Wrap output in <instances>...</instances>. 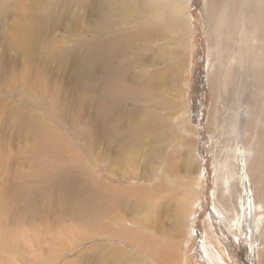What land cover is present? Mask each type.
<instances>
[{
	"label": "rangeland",
	"instance_id": "rangeland-1",
	"mask_svg": "<svg viewBox=\"0 0 264 264\" xmlns=\"http://www.w3.org/2000/svg\"><path fill=\"white\" fill-rule=\"evenodd\" d=\"M94 1L0 0V264H259L261 208L239 222L216 207L210 111L226 87L222 78L210 85L204 0H192L198 38L181 98L202 185L187 183L186 166L170 181L153 160L161 145L145 121L178 129V115L142 95L140 66L123 72L115 92V66L97 80L80 69L98 40L127 34L121 22L99 28ZM134 55L112 53L122 67ZM147 231L180 243L173 262L143 243Z\"/></svg>",
	"mask_w": 264,
	"mask_h": 264
},
{
	"label": "bare ground",
	"instance_id": "bare-ground-1",
	"mask_svg": "<svg viewBox=\"0 0 264 264\" xmlns=\"http://www.w3.org/2000/svg\"><path fill=\"white\" fill-rule=\"evenodd\" d=\"M94 5L99 28L121 22L127 34L119 43L110 37L98 40L80 59V69L91 70L97 80L104 67L115 66L118 71L109 79L115 92L123 72L140 66L142 95L178 115V129L151 118L145 121V132L161 145L153 160L164 162V175L170 181L179 180L186 166L187 183L202 185L203 172L193 160L194 128L181 100L186 57L198 38L192 0H95ZM203 12L210 85L214 88L215 80L222 78L226 87L223 105H213L210 111V123L217 125L212 132L218 150L215 202L230 220L241 222L252 205L264 214V0H204ZM122 49L135 54L126 59L125 67L112 57ZM169 146L171 152L166 153ZM186 195L189 201L193 191L187 190ZM156 205L153 201L154 211ZM143 243L171 262L179 253L180 243L162 242L152 231L144 234ZM259 264H264V251Z\"/></svg>",
	"mask_w": 264,
	"mask_h": 264
}]
</instances>
